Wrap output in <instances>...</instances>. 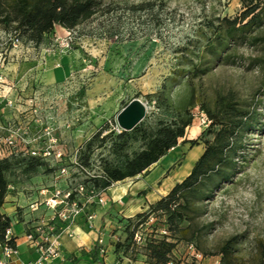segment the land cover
Returning <instances> with one entry per match:
<instances>
[{
	"label": "rangeland",
	"instance_id": "374dc122",
	"mask_svg": "<svg viewBox=\"0 0 264 264\" xmlns=\"http://www.w3.org/2000/svg\"><path fill=\"white\" fill-rule=\"evenodd\" d=\"M250 2L103 0L100 12L90 21L73 31L56 27L40 47L21 43L12 49L10 36L0 29V58L8 60L6 68L19 63L20 57L43 55L53 63L61 64L65 71L70 70L68 79L54 89L35 87L28 80V88L36 94L38 114L52 118L58 147L65 154L64 164L72 167L68 180L60 178L57 171L47 172L46 168L34 176L21 174L22 167L16 168L19 173L12 180L14 196L24 198L39 187L40 190L55 187L65 190L69 180L75 184L90 175L100 174L99 161L114 159L110 154L112 139L116 140L121 133L117 116L133 99H140L147 107L146 118L140 125L156 128L162 120L170 122L176 109L189 101L192 89L188 75L213 28L224 18L240 17ZM237 56L241 58L237 65H216L207 76L195 80V100L213 102L217 95L233 92L244 107L257 109V122L262 127L248 132L238 173L207 203L201 223L210 228L202 248L217 253L226 240L239 236L240 256L249 258L257 249V242L264 240V65L258 61L264 60V45L242 46ZM5 67H0V71L6 72ZM82 106L87 108L88 130L84 131L79 130V116L84 112L78 110ZM192 114L194 121L187 129L185 139L147 175L112 187L117 189L112 194L117 193L120 198L109 214L114 243L125 237L127 221L135 220L139 214L149 215L150 206L183 181L203 154V143L192 147L184 140L198 139L211 122L199 106L192 109ZM105 126L108 129L104 135L111 133L112 137L104 147L94 151L92 165L87 168L80 163L79 148ZM38 128L33 132H39ZM141 149L142 143H135L129 153ZM73 162H78L85 170L74 167ZM125 189L127 193L123 192ZM94 205L87 206V210ZM163 225L164 218L151 214L146 224L138 226V232L143 237L151 236L158 228L162 230ZM118 231L121 236L117 235ZM103 255L106 257V253ZM173 258L181 264L202 261H198L185 244L179 246ZM138 259L146 261L142 251Z\"/></svg>",
	"mask_w": 264,
	"mask_h": 264
},
{
	"label": "trees",
	"instance_id": "16d2710c",
	"mask_svg": "<svg viewBox=\"0 0 264 264\" xmlns=\"http://www.w3.org/2000/svg\"><path fill=\"white\" fill-rule=\"evenodd\" d=\"M102 4L103 0H0V29L10 36L9 45L12 49L16 41L40 47L56 27L73 31L97 15ZM263 33L264 0H251L240 17L221 20L213 28L188 75V84L192 89L189 101L176 109L170 122L162 120L156 128L139 125L131 132H121L116 140L112 139L110 154L114 159L99 161L100 174L78 182L87 191L94 188L107 192L116 183L147 175L154 165L185 139L186 131L194 121L193 108L199 106L211 122L208 130L198 139L184 140L192 147L201 143L204 145V152L190 174L175 184L166 196L152 204L149 215L139 214L135 220L127 221L125 239L115 243V264H133L139 261L141 251L146 259L145 264H181L173 258L181 244L187 247L193 245L203 258L220 257V264H264V240L257 242V249L249 258L240 256L239 236L226 240L217 253L202 248V242L210 228L201 223L206 214L207 203L238 173L239 163L245 155L248 132L262 127L257 122V109L244 107L233 92L217 95L213 102L195 100L196 79L207 76L216 65H237L241 61L237 56L239 48L261 43L264 45ZM258 61H262L264 65V60ZM107 129L108 126L103 127L80 146L79 160L83 166L90 168L94 151L104 147L112 137L111 133L104 135ZM34 135L43 137L41 130ZM205 136L213 138L206 139ZM135 143H142V149L130 154L129 150ZM20 167L21 174L29 176L38 175L43 168L47 172L58 170L50 168L42 158L22 153L0 159L1 245L7 243L6 232L13 228L12 220L1 210L11 192L10 179L19 173L16 168ZM151 214L164 218L162 230L158 228L154 235L144 237V244H138L135 239L138 226L146 224ZM136 221L138 222L132 229ZM16 242L17 238L14 236L9 240L14 248ZM93 257L97 261V257Z\"/></svg>",
	"mask_w": 264,
	"mask_h": 264
},
{
	"label": "crops",
	"instance_id": "0c3cea01",
	"mask_svg": "<svg viewBox=\"0 0 264 264\" xmlns=\"http://www.w3.org/2000/svg\"><path fill=\"white\" fill-rule=\"evenodd\" d=\"M18 59H20L19 63H16L14 66L8 65V67L4 69L6 72L4 71L3 73V71H0V73L5 78L4 82L6 86L2 87L4 95L16 100L21 99V105L17 106L15 110H10L4 108V105H0V125L3 122L5 123L17 118L19 116V111L25 110L27 107L25 105H27L29 101L24 100L25 97H29L30 99L36 98L34 90L31 91L28 88L29 82L30 85L33 84L35 87L38 85L44 90L49 88L54 89L58 88V85H61L62 82H65L70 73V70H68V72L65 71L61 67V64L53 63L47 56L28 55ZM63 77L65 80H62ZM39 80L41 82L40 85ZM26 87L28 90L25 93L24 90ZM2 101L3 100H0V103H2ZM85 109H87L86 106H82V109L78 110L80 113L84 112L83 116L76 114L80 119V131L88 130ZM78 111L74 112L78 113ZM10 180L12 182L14 178ZM11 184V186L14 187L13 183ZM40 189L41 187L37 188L34 193L23 198L14 196L12 192L14 191L13 188L7 196L6 203L1 210L4 215L12 220L14 237L17 238L16 243L18 250H20L19 260L23 262L34 261L39 258V253L36 251L37 249L27 240V235L31 233L34 227L39 223L48 222L53 218V212L45 205L35 213L29 210V205L31 203L36 200H43L44 197L41 196ZM115 190L117 189L111 188L105 193L106 199L108 200L105 207L94 205L95 208L92 207L86 210L89 215L94 216L91 221L87 220V217L80 218L76 224L69 227L68 233L59 238L60 257L56 260L55 264H101V262L104 264H115L117 257L115 254V236L109 229L111 225L109 214L113 212L115 203L120 201L117 193L116 195L112 194V191ZM124 191L127 193L128 190L125 189L123 192ZM121 234L120 231L117 232V235L121 236ZM124 239L125 237L122 236V240ZM100 240L103 241L102 245H100ZM102 249L106 251V257L101 254L100 250ZM0 250H2L1 244ZM93 255L97 257V261L94 260ZM219 261L220 257H210L203 258L198 264H218ZM133 264H145V262L137 261Z\"/></svg>",
	"mask_w": 264,
	"mask_h": 264
},
{
	"label": "built area",
	"instance_id": "2783aa9c",
	"mask_svg": "<svg viewBox=\"0 0 264 264\" xmlns=\"http://www.w3.org/2000/svg\"><path fill=\"white\" fill-rule=\"evenodd\" d=\"M21 43L16 41L13 48H17ZM9 63L6 58H0L1 69ZM4 76L0 73V100H3L0 105L4 108L15 110L20 106L21 99H12L4 95L2 87L5 85ZM10 87V86H8ZM37 99L32 98L28 101L24 111H19V116L10 121L3 122L0 125V159L8 158L14 154H25L33 157L42 158L50 168H58L57 175L60 178L68 180L72 167L64 164L66 160L65 154L60 151L59 139L52 129V118L41 117L37 106ZM43 133V137L34 135V128L39 129ZM122 132V130H121ZM43 140V141H40ZM41 145V147L39 145ZM61 163L60 166L57 164ZM74 167H81L78 162H73ZM91 178L95 177L90 175ZM88 177V178H90ZM69 180L67 189H44L40 191L43 200H36L29 205V210L33 213L38 212L40 208L45 205L53 212V218L48 222H41L36 225L31 233L27 235V240L37 249L39 258L34 261L23 262L19 260L20 250L16 243V247L9 244V240L14 236L13 228L6 232V244L2 245L0 250V264H55L60 257V243L59 238L68 233L69 227L80 218L87 215V206L95 204L98 206H105L107 199L104 191H98L92 188L87 191L85 186ZM12 191L13 187L10 186ZM85 197V198H84ZM84 198V199H83ZM93 215H88L87 220H92ZM136 242L144 244L145 239L141 233H136ZM103 241L100 240V245ZM188 249L194 253L195 258L200 261L203 256L196 252L193 245H189ZM101 254H105L104 249L100 250ZM129 261V260H128ZM130 262V261H129ZM131 263V262H130ZM220 264V261L218 262Z\"/></svg>",
	"mask_w": 264,
	"mask_h": 264
},
{
	"label": "water",
	"instance_id": "95a60500",
	"mask_svg": "<svg viewBox=\"0 0 264 264\" xmlns=\"http://www.w3.org/2000/svg\"><path fill=\"white\" fill-rule=\"evenodd\" d=\"M147 115V107L140 99H133L117 116L119 128L131 132L138 127Z\"/></svg>",
	"mask_w": 264,
	"mask_h": 264
},
{
	"label": "bare ground",
	"instance_id": "6f19581e",
	"mask_svg": "<svg viewBox=\"0 0 264 264\" xmlns=\"http://www.w3.org/2000/svg\"><path fill=\"white\" fill-rule=\"evenodd\" d=\"M190 173V172H189Z\"/></svg>",
	"mask_w": 264,
	"mask_h": 264
}]
</instances>
